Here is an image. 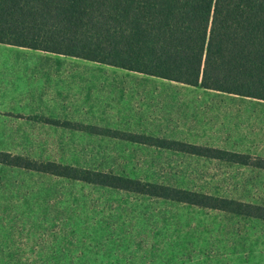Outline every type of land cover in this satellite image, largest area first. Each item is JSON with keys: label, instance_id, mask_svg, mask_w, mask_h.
<instances>
[{"label": "rangeland", "instance_id": "obj_1", "mask_svg": "<svg viewBox=\"0 0 264 264\" xmlns=\"http://www.w3.org/2000/svg\"><path fill=\"white\" fill-rule=\"evenodd\" d=\"M3 48L0 155L264 210L263 101L177 84L166 94L155 77ZM0 264H264V217L0 162Z\"/></svg>", "mask_w": 264, "mask_h": 264}, {"label": "trees", "instance_id": "obj_2", "mask_svg": "<svg viewBox=\"0 0 264 264\" xmlns=\"http://www.w3.org/2000/svg\"><path fill=\"white\" fill-rule=\"evenodd\" d=\"M0 43L264 100V0H0ZM190 148L196 155L220 153ZM0 162L264 217L261 207L171 186L20 157L0 155Z\"/></svg>", "mask_w": 264, "mask_h": 264}, {"label": "crops", "instance_id": "obj_3", "mask_svg": "<svg viewBox=\"0 0 264 264\" xmlns=\"http://www.w3.org/2000/svg\"><path fill=\"white\" fill-rule=\"evenodd\" d=\"M3 47H14V49H16V50H12V51H15L14 52V54H16L15 56H20V54L25 53V52H21V51H24V50H32V49H28V48L17 47V46H13V45H8V44H2V43H0V72H5L4 69H6V68H7L6 71L8 72L9 66H10V61H11L10 58H9V54H8V52L10 51L9 48H6V50H4L5 48H3ZM2 51H5L6 53H3ZM33 51H39V50H33ZM39 52H45V51H39ZM47 53H50V52H47ZM56 55H58V54H56ZM59 56H63V55H59ZM65 57H67V58H76L78 60H83V61H87V62H93V63L99 64V65H102V66L105 65V66H108V67H113V66L106 65V64H101V63H98V62L85 60V59H82V58L69 57V56H65ZM18 58L19 57H17V58L15 57V58H13V60H17ZM13 65H14V63H13ZM17 65H18V69H20V66H21V69L20 70L22 72H25L26 68H25V63L24 62L18 63ZM113 68H118V67H113ZM128 72L129 73H134L136 75H141L143 77H155V76H150V75H146V74L138 73V72H130V71H128ZM155 78H158L159 81H162L160 83H166V82L168 83L167 85H169V86H166L164 89H161L160 90L162 93L165 92L166 94H169L171 92H177V94H179L178 91H177V89H174V88H172V89H166V88L172 87L170 85L177 84V85H183V86H190V85H186V84H182V83H178V82H174V81H169V80H166V79H163V78H159V77H155ZM161 85H164V84H161ZM190 87L196 88L194 86H190ZM199 88L201 90L207 91V92L215 91V90H210V89H204V88H201V87H199ZM162 90H164V91H162ZM215 92L224 93V92H220V91H215ZM182 94L183 93H180V96H182ZM227 94H229V93H227ZM241 97H243V96H241ZM246 98L251 99V100H255V101H263L264 102V100L254 99V98H250V97H246ZM260 108H261L260 106H252L251 110H249L248 113H251L253 115H254V113H259L260 112Z\"/></svg>", "mask_w": 264, "mask_h": 264}]
</instances>
